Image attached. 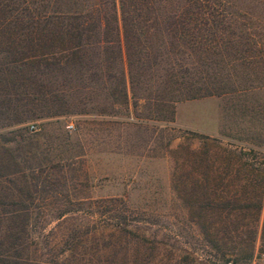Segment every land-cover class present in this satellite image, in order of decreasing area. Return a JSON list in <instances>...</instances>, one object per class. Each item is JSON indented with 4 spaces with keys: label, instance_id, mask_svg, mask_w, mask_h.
<instances>
[{
    "label": "rangeland",
    "instance_id": "rangeland-1",
    "mask_svg": "<svg viewBox=\"0 0 264 264\" xmlns=\"http://www.w3.org/2000/svg\"><path fill=\"white\" fill-rule=\"evenodd\" d=\"M208 1L193 43L167 31L182 0H10L69 65L0 76V264H264V0Z\"/></svg>",
    "mask_w": 264,
    "mask_h": 264
},
{
    "label": "trees",
    "instance_id": "trees-1",
    "mask_svg": "<svg viewBox=\"0 0 264 264\" xmlns=\"http://www.w3.org/2000/svg\"><path fill=\"white\" fill-rule=\"evenodd\" d=\"M122 2L124 3V0H121V4ZM207 4H209L208 0H182V3L178 5V7H173L174 12H172L171 16L172 18L174 17V20L169 24L167 31L172 32V36L175 38L181 40L188 39L194 43L196 38L199 36L198 31L201 30V23L203 21L210 20L208 17L204 16H211V12L202 10V7L204 6L208 7V10H210L209 7L211 5L209 4V6ZM20 5L21 4L19 2H16V5H13L10 3V0H0V50L10 55V58H5V60L0 63V76H3V78L9 82L10 80L8 79L12 77L8 76H13L14 81L18 80L19 77L16 74V66L20 63L27 66H32L33 63L38 62L39 65L42 64L44 67L50 68L51 71H54L56 68L60 69L65 64L69 65L67 60L68 54L62 55L58 60V63L53 64L50 62L51 57L59 55L60 52L44 49L42 51H35V47H46L45 44L49 39L48 32L52 27L49 24H51L52 21L49 20L47 16H40L38 11L35 12L36 9H32L30 7L25 8ZM121 8L124 11V5H121ZM11 26L12 30H17L18 36L23 35V37H26L27 40L25 41L31 45L29 50L18 51L14 38L7 36V32L11 29ZM124 26L127 30L126 21ZM126 30L124 38L128 43L130 40L128 30ZM17 44L21 43L17 42ZM115 58L118 59V63L120 64V79L122 82V88L120 92L122 97L126 99L128 92L124 64L127 66L129 77L132 78V73L130 72H132L134 66L138 64L139 67L144 68L142 63L146 62L148 57L146 54H138L128 49L124 54L121 51L116 53ZM260 204H258V208H260ZM253 232L255 231H252V234ZM202 233L205 236L207 242H209V244L222 257L227 254H234L237 250L236 245L229 247L224 246V244L228 242L227 237H229L230 234L229 230L210 231L208 228H203ZM262 236L264 237V227L262 230ZM253 250L254 244L252 243L249 247L247 258L252 256Z\"/></svg>",
    "mask_w": 264,
    "mask_h": 264
},
{
    "label": "crops",
    "instance_id": "crops-1",
    "mask_svg": "<svg viewBox=\"0 0 264 264\" xmlns=\"http://www.w3.org/2000/svg\"><path fill=\"white\" fill-rule=\"evenodd\" d=\"M179 111L177 110L176 113V118L178 119L179 116ZM214 116L213 112L209 113V111L205 110H198L197 111V120H196V125L205 130V131H215V125H214Z\"/></svg>",
    "mask_w": 264,
    "mask_h": 264
},
{
    "label": "built area",
    "instance_id": "built-area-1",
    "mask_svg": "<svg viewBox=\"0 0 264 264\" xmlns=\"http://www.w3.org/2000/svg\"><path fill=\"white\" fill-rule=\"evenodd\" d=\"M67 128H72V124H71V123L68 124V125H67Z\"/></svg>",
    "mask_w": 264,
    "mask_h": 264
}]
</instances>
